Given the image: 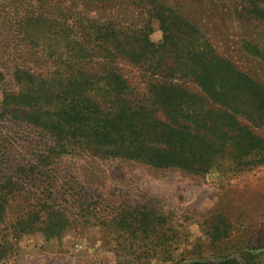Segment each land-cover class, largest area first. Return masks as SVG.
I'll return each mask as SVG.
<instances>
[{
	"label": "trees",
	"instance_id": "obj_1",
	"mask_svg": "<svg viewBox=\"0 0 264 264\" xmlns=\"http://www.w3.org/2000/svg\"><path fill=\"white\" fill-rule=\"evenodd\" d=\"M245 1L248 14L264 21V0ZM0 22L15 34L8 42L43 51L42 69L27 65L34 57L6 59L19 90L2 94L0 115L49 139L42 167L21 168V177L39 178L55 159L79 151L198 177L224 161L236 170L264 165V140L253 130L264 127V85L220 57L167 0H0ZM121 64L151 75L146 101L131 100ZM17 187L9 178L0 188V226ZM44 211L17 218L11 240L61 238L68 217L54 206ZM226 235L218 226L212 240ZM12 247L0 245V262Z\"/></svg>",
	"mask_w": 264,
	"mask_h": 264
},
{
	"label": "rangeland",
	"instance_id": "obj_2",
	"mask_svg": "<svg viewBox=\"0 0 264 264\" xmlns=\"http://www.w3.org/2000/svg\"><path fill=\"white\" fill-rule=\"evenodd\" d=\"M167 1L220 57L264 85V60L251 49L264 54V21L248 14L245 0ZM14 36L0 22V98L19 90L6 71L8 57H34L30 68L45 67L38 59L43 51L8 42ZM159 37L154 25L152 40ZM120 70L131 100L146 101L151 75L129 64ZM253 130L264 140V127ZM48 146L40 131L0 115V188L9 178L18 183L13 211L0 226V245L11 241L13 247L0 264H221L242 258L264 264V165L236 170L224 161L198 177L79 151L55 159L39 178L21 177V168L42 167ZM49 205L68 217L61 238L46 242L36 233L11 240L17 218L42 216ZM218 226L227 235L213 241Z\"/></svg>",
	"mask_w": 264,
	"mask_h": 264
}]
</instances>
